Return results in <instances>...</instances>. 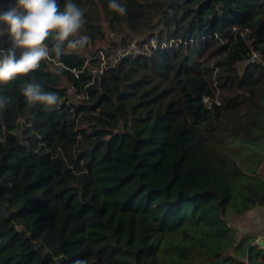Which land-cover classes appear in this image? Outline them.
I'll list each match as a JSON object with an SVG mask.
<instances>
[{"label": "trees", "instance_id": "16d2710c", "mask_svg": "<svg viewBox=\"0 0 264 264\" xmlns=\"http://www.w3.org/2000/svg\"><path fill=\"white\" fill-rule=\"evenodd\" d=\"M68 2L69 40L89 42L57 56L53 33L39 68L0 81V264H264L239 224L264 207V0ZM23 51L0 21V60Z\"/></svg>", "mask_w": 264, "mask_h": 264}, {"label": "clouds", "instance_id": "9594fccd", "mask_svg": "<svg viewBox=\"0 0 264 264\" xmlns=\"http://www.w3.org/2000/svg\"><path fill=\"white\" fill-rule=\"evenodd\" d=\"M19 9L13 7L0 14V21L8 26V31L15 44L24 49L19 59L14 53L0 60V81H10L18 74H28L39 68L40 62L49 56L45 43L54 35L56 44L54 51L57 56L61 52V46L68 41V47L75 49L83 47L89 42L88 36H81L79 40H69L82 27L84 10L76 4L66 3L64 10L60 11L57 0H16ZM109 8L119 15L126 14V9L120 6L116 0H109ZM24 95L29 102H40L47 106L57 103L58 97L54 93H44L39 85L29 83L24 88Z\"/></svg>", "mask_w": 264, "mask_h": 264}, {"label": "built area", "instance_id": "2783aa9c", "mask_svg": "<svg viewBox=\"0 0 264 264\" xmlns=\"http://www.w3.org/2000/svg\"><path fill=\"white\" fill-rule=\"evenodd\" d=\"M159 45L155 38H150L148 42H141V41H132L129 45H118L109 56L103 51H100L99 54L101 55V64L98 67L97 71L103 72L105 68H108V63L115 64L119 60L123 59L124 57L138 53L142 50V48L150 49L155 51L158 49ZM260 54L257 52H253L252 56L248 59V62L252 63L259 58ZM204 102L208 104L209 107L214 106V102L207 96L204 97ZM62 103V100L59 101V105ZM219 103V102H217ZM262 212H264V207L262 208Z\"/></svg>", "mask_w": 264, "mask_h": 264}, {"label": "rangeland", "instance_id": "374dc122", "mask_svg": "<svg viewBox=\"0 0 264 264\" xmlns=\"http://www.w3.org/2000/svg\"><path fill=\"white\" fill-rule=\"evenodd\" d=\"M262 168H264V163H263L261 169ZM253 214H254V216H253ZM260 216H261V218L258 220V218ZM245 222H246L247 226L244 224ZM262 222L264 224V212L260 211V213H257L256 210H255L254 212L249 213V215H247L245 219L241 220L239 224H240L241 228H242V226L244 224L245 226L243 228H245L246 230H251V228H254L257 223L258 224H262Z\"/></svg>", "mask_w": 264, "mask_h": 264}, {"label": "crops", "instance_id": "0c3cea01", "mask_svg": "<svg viewBox=\"0 0 264 264\" xmlns=\"http://www.w3.org/2000/svg\"><path fill=\"white\" fill-rule=\"evenodd\" d=\"M256 210L257 213H260V211H262V208H256L254 210H252V212H254ZM254 216V214H253ZM257 216V215H256ZM258 217V216H257ZM261 218V216L258 218V220ZM256 219V218H255ZM256 223V222H255ZM246 225V222L244 223ZM243 224L242 226V230L243 231H247V232H253L255 234H257L259 236V240L263 239L264 240V224L262 222V224H256V226L254 228H251V230H246L245 228H243L245 225ZM247 226V225H246Z\"/></svg>", "mask_w": 264, "mask_h": 264}, {"label": "water", "instance_id": "95a60500", "mask_svg": "<svg viewBox=\"0 0 264 264\" xmlns=\"http://www.w3.org/2000/svg\"><path fill=\"white\" fill-rule=\"evenodd\" d=\"M214 106H211V108H213ZM259 243L262 245V246H264V240L263 239H260L259 240Z\"/></svg>", "mask_w": 264, "mask_h": 264}]
</instances>
